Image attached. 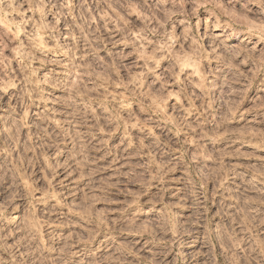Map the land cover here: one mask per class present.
Listing matches in <instances>:
<instances>
[{"label": "rangeland", "instance_id": "1", "mask_svg": "<svg viewBox=\"0 0 264 264\" xmlns=\"http://www.w3.org/2000/svg\"><path fill=\"white\" fill-rule=\"evenodd\" d=\"M0 264H264V0H0Z\"/></svg>", "mask_w": 264, "mask_h": 264}]
</instances>
